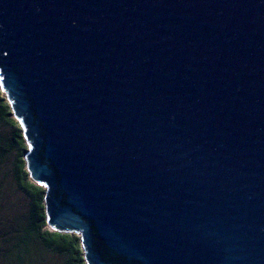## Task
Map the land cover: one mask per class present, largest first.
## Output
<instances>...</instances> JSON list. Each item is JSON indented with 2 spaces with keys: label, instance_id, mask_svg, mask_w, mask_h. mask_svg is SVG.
Wrapping results in <instances>:
<instances>
[{
  "label": "water",
  "instance_id": "water-1",
  "mask_svg": "<svg viewBox=\"0 0 264 264\" xmlns=\"http://www.w3.org/2000/svg\"><path fill=\"white\" fill-rule=\"evenodd\" d=\"M0 88L88 264H264V0H0Z\"/></svg>",
  "mask_w": 264,
  "mask_h": 264
},
{
  "label": "trees",
  "instance_id": "trees-1",
  "mask_svg": "<svg viewBox=\"0 0 264 264\" xmlns=\"http://www.w3.org/2000/svg\"><path fill=\"white\" fill-rule=\"evenodd\" d=\"M0 124L11 128V139L3 142L4 155L15 153L12 167L18 189L30 200L29 216L9 238L11 249L6 255L14 264H45L46 255L63 258L64 264H88L81 236L75 231L51 230L45 207L46 188L30 177L25 153L28 148L22 127L13 115L6 95L0 88ZM3 140H0V143ZM5 143V144H4Z\"/></svg>",
  "mask_w": 264,
  "mask_h": 264
},
{
  "label": "rangeland",
  "instance_id": "rangeland-1",
  "mask_svg": "<svg viewBox=\"0 0 264 264\" xmlns=\"http://www.w3.org/2000/svg\"><path fill=\"white\" fill-rule=\"evenodd\" d=\"M1 139L3 141L0 143V264H14L6 255L12 246L9 238L17 234L16 230L28 218L30 200L18 189L12 175L16 152L4 155L1 148L4 141L8 143L11 139V128L2 124ZM44 261L45 264H64L63 258L55 255H46Z\"/></svg>",
  "mask_w": 264,
  "mask_h": 264
}]
</instances>
